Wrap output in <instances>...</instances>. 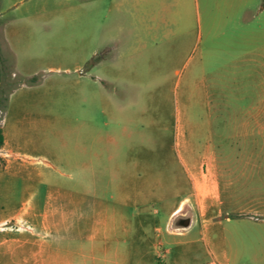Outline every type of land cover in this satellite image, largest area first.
<instances>
[{
	"label": "rangeland",
	"instance_id": "obj_1",
	"mask_svg": "<svg viewBox=\"0 0 264 264\" xmlns=\"http://www.w3.org/2000/svg\"><path fill=\"white\" fill-rule=\"evenodd\" d=\"M49 1L51 12L37 29V53L46 52L53 69L43 102L46 105L35 106L36 112L45 111L46 119L25 121L19 129L22 139L15 144L18 152L37 162L33 168L15 166L7 172L3 184L12 180L16 203L0 204V214L13 213L22 202L32 197L44 199L49 192L73 198L65 205L67 228L62 238L53 242V255L62 257L58 264H214L215 257L216 264H264V104L259 110L251 108L263 99L264 91L261 88V96L256 88L247 93L244 84L246 75L264 73V23L259 27L255 8L226 19L220 10L223 0H212L211 27L204 23L195 31L187 51L162 68L163 94L151 88L143 94L148 99L147 114L141 120V109L133 107L126 128L116 126L109 117L110 92H116L117 97L124 93L109 78L108 54L94 30L92 0ZM149 64L135 66L149 73L144 80L151 85L156 79ZM203 74L209 80L223 79L222 92L212 91L208 97L211 111L206 109L205 94L195 87V78ZM12 86L2 90L0 105L4 97L11 96ZM217 108H222L218 113L227 122L223 121V141L218 149L224 202L219 220L223 226L213 228L208 241L196 232L191 237L195 243L174 247L170 254L156 259L153 226L160 224L167 208L150 196L146 207L150 231L143 254L131 251L132 238L124 234L120 243L93 237L90 220L80 222V212H89L94 202L98 209L109 205L108 184L121 176L112 170L131 167L142 154L150 166L164 165L183 174L174 147L177 121L191 140L194 154L202 153L207 144L215 142L209 130L216 131ZM253 118H259L260 125L254 124ZM112 131L117 134L113 144L109 142ZM157 153L164 158L157 161ZM162 182L164 193L171 195L170 202L185 194L184 189L173 193L171 179ZM84 184H96L97 196L84 189ZM4 249L0 243V264L8 262Z\"/></svg>",
	"mask_w": 264,
	"mask_h": 264
},
{
	"label": "crops",
	"instance_id": "obj_2",
	"mask_svg": "<svg viewBox=\"0 0 264 264\" xmlns=\"http://www.w3.org/2000/svg\"><path fill=\"white\" fill-rule=\"evenodd\" d=\"M211 2L212 0H92L94 30L100 47H104L108 54L109 78L115 88L124 93L122 97H117L116 92H110L109 95V117L116 126L127 128L130 121L128 115L133 107L141 109L139 119L146 116L149 106L148 99L143 94L147 95L150 88L163 94L165 71L162 68L187 51L195 31L201 29L204 23L211 27ZM222 3L224 6H220V10L225 12L226 19L238 17L247 8L254 7L259 27L264 23V0H223ZM50 12L49 0H0V94L13 83L10 88L11 96L4 97V102L0 105L4 137V144L0 149L7 152L0 157V204L3 205L16 203L12 180L3 184L7 172L13 171L15 166L33 168L37 162L29 155L18 152L15 144L22 139L19 129L27 121L46 119L45 111L38 113L35 106L38 103L46 105L43 102L50 85L49 73L53 68L46 52L37 53V29L43 26L47 13ZM138 63H150L154 68L151 74L156 80L151 85L144 80L149 73L136 69L135 65ZM245 79V87L249 88L247 93L254 91V88L259 95L261 88L264 91V73L248 74ZM195 80L196 89L205 94L206 109L211 111L212 103L208 97L212 91L222 92L223 79L216 77L209 80L203 74ZM262 103L264 104V96L251 108L262 109ZM161 107L163 108V103ZM221 109H215V133L212 128L209 130V135L215 142L207 144L202 153L194 154L191 140L177 121L174 147L182 164L183 174L164 165L150 166L147 164V156L142 154L135 158L131 167L113 169L112 173L121 176L108 184L109 205L98 209L94 202L89 212H80V222L84 218L90 220L93 237L112 238L120 243L121 234H124L132 238L131 251L143 254V245L150 231L146 207L150 196H153L167 208L160 224L153 226L157 235V242L154 243L157 248L156 259L161 254H170L174 247L195 243L196 240L191 237L196 232L208 241L212 229L223 226L219 220L223 214L224 202L218 165V149L223 141L224 119L218 113ZM252 120L254 124L260 125L259 118ZM209 121L211 125L212 121ZM224 123L227 124L226 121ZM109 142L117 143L116 132L110 133ZM155 158L159 161L164 156L157 153ZM46 164L52 167L51 164ZM150 177L153 179L151 182ZM165 179L173 181L172 188L170 187L173 193L179 194L184 189L185 194L170 202L171 195L168 196L163 191L166 189L162 182ZM83 186L86 190H92L93 197L97 196L96 184ZM157 190L162 193H155ZM70 200L74 201L62 192L59 197L54 192H49L44 199L32 197L22 202L13 213H1L0 243L5 248L3 255L8 260L6 264H58L62 257L53 255V242L62 238V233L67 228L65 205ZM186 210L193 214L191 227L186 230L172 229L173 218ZM26 225L30 229H26ZM17 228L20 229L19 232ZM49 246L52 247L51 250L48 249ZM209 253L214 257L212 250ZM216 260L215 257L212 263L216 264Z\"/></svg>",
	"mask_w": 264,
	"mask_h": 264
},
{
	"label": "water",
	"instance_id": "obj_3",
	"mask_svg": "<svg viewBox=\"0 0 264 264\" xmlns=\"http://www.w3.org/2000/svg\"><path fill=\"white\" fill-rule=\"evenodd\" d=\"M193 223V214L186 210L178 213L172 220L171 227L174 230H186L191 227Z\"/></svg>",
	"mask_w": 264,
	"mask_h": 264
},
{
	"label": "trees",
	"instance_id": "obj_4",
	"mask_svg": "<svg viewBox=\"0 0 264 264\" xmlns=\"http://www.w3.org/2000/svg\"><path fill=\"white\" fill-rule=\"evenodd\" d=\"M0 84H1V72H0ZM3 144H4V137H3L2 127L0 125V146H2Z\"/></svg>",
	"mask_w": 264,
	"mask_h": 264
},
{
	"label": "flooded vegetation",
	"instance_id": "obj_5",
	"mask_svg": "<svg viewBox=\"0 0 264 264\" xmlns=\"http://www.w3.org/2000/svg\"><path fill=\"white\" fill-rule=\"evenodd\" d=\"M25 228H26V229H30V227H29L28 225H26V226H25ZM17 231L19 232V231H20V229H19V228H17ZM49 242H50V241H49ZM48 249H50V250H51V249H52V247H51V246H49V247H48ZM30 264H35V263H30Z\"/></svg>",
	"mask_w": 264,
	"mask_h": 264
},
{
	"label": "built area",
	"instance_id": "obj_6",
	"mask_svg": "<svg viewBox=\"0 0 264 264\" xmlns=\"http://www.w3.org/2000/svg\"><path fill=\"white\" fill-rule=\"evenodd\" d=\"M7 152L3 151L2 149H0V157H2L4 154H6Z\"/></svg>",
	"mask_w": 264,
	"mask_h": 264
}]
</instances>
